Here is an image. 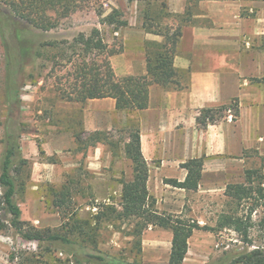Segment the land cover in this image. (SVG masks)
<instances>
[{
    "label": "crops",
    "instance_id": "obj_1",
    "mask_svg": "<svg viewBox=\"0 0 264 264\" xmlns=\"http://www.w3.org/2000/svg\"><path fill=\"white\" fill-rule=\"evenodd\" d=\"M118 1L126 4L129 14L124 25H105L108 42L118 40L117 51L109 56L111 67L117 77L146 75L147 50L161 43L163 36L146 30L143 20L154 17L152 6L160 4H145L143 12L140 6L144 2ZM160 10L167 12L169 32L175 26L180 30L172 59V83L166 87L151 84L147 105L142 109H120L112 97L90 98L75 106L81 110V125L87 132L110 131L120 123L127 127L129 120L137 122L141 152L148 165V193L160 197L169 212L178 213L173 208L179 200L170 193L224 192L231 181L233 159L243 161L245 152L253 147L264 156V0H165ZM232 101L239 111L235 119L224 116L205 128L197 126L201 108ZM51 125L49 135L55 141L26 137L20 144L22 156L34 160L31 188H37L51 168L38 159L39 147L46 154L64 150L56 124ZM69 135L68 146L72 147L75 140ZM90 147L93 149L87 152L86 161L99 178L95 191L112 186L101 178L104 166H111L113 174L132 177L131 160L124 151L118 157L105 152L101 142ZM194 157L203 160L197 190H185L165 181H182L187 171L181 163ZM43 220L60 223V216L56 213ZM1 245L0 264H12Z\"/></svg>",
    "mask_w": 264,
    "mask_h": 264
},
{
    "label": "rangeland",
    "instance_id": "obj_2",
    "mask_svg": "<svg viewBox=\"0 0 264 264\" xmlns=\"http://www.w3.org/2000/svg\"><path fill=\"white\" fill-rule=\"evenodd\" d=\"M7 1L0 0L1 9L10 18L5 21L0 14L2 21V26L0 22V157L5 147L4 137L8 124L9 104L12 100V87L17 90V99L21 107L17 113L19 143L21 144L26 137H33L37 141L47 140L49 143L55 141V138L49 135L51 124L54 122L57 126L55 130L60 132V142L64 147L62 152L51 154H46L40 147L37 150L38 159L49 163L51 167L49 176L41 180L37 188H31L33 159H28L27 166L20 172L15 200L20 203L23 218L39 228L58 227L61 218L60 223L56 220L45 222L43 218L58 214L57 208L53 205L54 192L64 184L70 188L71 208L67 211L74 209L81 218L94 216L103 204H111L119 209L122 187L120 182L127 179V176L113 174L111 166H104L101 169L104 176L101 178L112 186L95 191L99 178L87 167V152L93 148L84 142L89 132L83 129L81 110L75 106L79 102L75 98V92L80 81L75 77L79 71L77 63L81 60L79 46H74L72 39L78 33L88 34L93 27H97L107 44V49L117 48V39L108 42L106 24L99 23L101 18L96 14L95 9L101 7L103 15L109 13L111 8L117 9L118 25H124L129 14L126 4L120 5L118 0H89L86 3L81 2L80 6L67 16H57L56 12L49 11V15L56 22L55 26L49 30H42L15 17ZM145 4L140 6L143 12L146 10ZM151 15L156 17L155 20L158 22L155 23H159L161 29H169L167 12L161 11L159 5L153 4ZM177 29L178 27L175 26L172 31ZM24 48L29 49V54L22 56ZM102 56L104 53L94 60L99 62ZM11 61L15 67L9 64ZM12 68H15V72ZM230 103L235 105L236 102ZM234 111L232 106L223 112L222 117L235 119L232 116ZM133 121L129 120L128 123ZM125 124L115 125L113 130L108 131L112 144L103 143L105 152L111 153V149L117 144L113 156L119 157L123 154L121 152L123 143L128 139V129ZM76 133L82 134L83 141H74V146H68L71 137L69 134L75 140ZM232 161L230 183L244 182L245 169L257 168L262 173L264 171V163L255 147L245 152L243 161L238 158ZM122 166L124 167L125 164ZM257 181L255 179L254 183L256 184ZM260 187H264V174ZM169 195L179 200L173 210H178L177 214L200 226L214 227L218 214L229 207L228 199L220 189L211 192H180V195L172 192ZM254 195V200L244 201L239 206V210L246 213L251 205L256 204L255 210L251 213L253 224L248 230L246 239L232 228L194 229L189 237L188 250L182 264H242L241 257L253 248L259 247L264 251V197H261L264 195V188L261 194ZM150 197L155 209L169 213V210L161 204L160 197ZM181 199H184V202H180ZM133 229L134 221L102 220L96 234L98 248L124 261L168 264L171 230L148 225L137 234ZM0 235L3 236H0L1 247L6 250L7 258L12 264H18V258L14 257L10 260L11 255L18 256L19 253L26 251L43 253V248L46 247L43 244L38 248L36 242L21 239L13 230ZM50 248V252H44L43 259L49 264H59L54 261V258H59L64 263L67 254L61 251L60 245L55 243ZM64 264L71 263L65 261Z\"/></svg>",
    "mask_w": 264,
    "mask_h": 264
},
{
    "label": "trees",
    "instance_id": "obj_3",
    "mask_svg": "<svg viewBox=\"0 0 264 264\" xmlns=\"http://www.w3.org/2000/svg\"><path fill=\"white\" fill-rule=\"evenodd\" d=\"M89 0H8L7 3L13 11L15 17L23 19L30 25L42 30H49L55 26V21L49 15V11L56 12L57 16H67L76 10L81 2ZM144 2L150 4L158 2L165 7V0H126ZM101 19L99 23L113 25L115 28L119 24V12L115 8L103 15L101 7L95 9ZM0 14L5 21L10 18L0 7ZM146 16V15H145ZM154 19V20H153ZM151 20V21H150ZM149 21L146 17L143 20V27L153 33L163 36V41L156 45V48L147 50L146 53V75L117 77L111 67L109 56L117 51V48L107 49L100 29L93 27L90 33H78L72 39L74 46H79L80 60L77 63L79 69L76 79L77 84L75 98L79 102H84L90 98H115L117 106L123 110L142 109L147 105L148 88L151 84L168 86L172 83V76L175 69L172 66V59L176 45L179 40L180 30L169 32L161 29L155 24V16ZM1 26L2 21L0 19ZM104 53L95 61L97 56ZM28 55L29 49L24 48L21 55ZM11 58V56H10ZM15 67L13 62L9 63ZM15 72V68H12ZM12 73V71H11ZM12 100L9 104L7 126L5 130V147L0 157V233L7 234L13 230L21 239L36 242L38 248L45 244L44 252H50L53 244H59L61 251L67 254L65 261L71 264H141L135 261L120 260L106 251L98 248L96 237L97 230L102 220L112 221H134V232L140 234L148 225H157L169 228L172 232L168 264H182L188 250V240L194 229L208 228L210 230H220L232 228L244 239L248 237V230L252 226L251 213L256 204L251 205L248 211L239 210L242 202L255 199V193L261 194L264 187L262 183L263 173L260 169L248 168L244 170V182L228 183L224 189V196L228 199V209L222 210L216 220L214 227L200 226L198 223L182 217L177 213L159 212L150 201L147 190L148 165L142 155L139 140V128L136 121L128 126V141L123 143V151L127 158L131 160L132 177L121 180L120 208L116 209L111 204H103L96 214L90 218H81L74 209L71 208L70 188L64 184L59 190L54 192L53 205L57 208L61 218V223L56 228H39L30 221L21 218V209L15 200L18 189V176L22 169L27 166L28 159L22 156L19 143V129L17 113L20 111L17 90L12 87ZM234 106L233 117L239 114L237 103L222 104L214 107H205L199 110L196 116V123L199 128H205L207 124L216 122L223 116V112ZM108 131L89 132L84 139L86 145H94L96 142L111 143ZM82 134L74 135L75 142H81ZM117 144L111 149V153H116ZM264 161V156L261 157ZM187 173L182 181L176 179H165L172 186L185 190L195 191L198 188L203 168L201 157L185 160L181 163ZM255 179L257 183L255 184ZM264 197V195H261ZM41 252H24L19 255H11L10 260L18 258V264H49L43 259ZM55 262L64 264L61 259L54 258ZM242 264H264V251L255 247L240 259Z\"/></svg>",
    "mask_w": 264,
    "mask_h": 264
}]
</instances>
